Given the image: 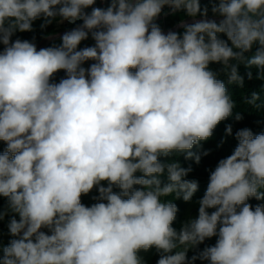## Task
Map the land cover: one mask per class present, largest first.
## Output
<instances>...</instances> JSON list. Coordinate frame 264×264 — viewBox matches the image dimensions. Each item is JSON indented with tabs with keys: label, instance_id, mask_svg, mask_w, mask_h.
I'll use <instances>...</instances> for the list:
<instances>
[{
	"label": "clouds",
	"instance_id": "9594fccd",
	"mask_svg": "<svg viewBox=\"0 0 264 264\" xmlns=\"http://www.w3.org/2000/svg\"><path fill=\"white\" fill-rule=\"evenodd\" d=\"M95 4L0 0V141L7 146L0 197L8 202L0 219L15 214L0 264H143L138 253L152 248L157 264H189L188 250L212 237L216 243L192 261L264 264V205L247 202L264 199V132H235L237 145L210 172L198 215L179 230L177 205L162 198L189 202L198 182L186 178L190 167L160 159L192 158L190 150L233 115L235 102L210 63L223 65L229 83L243 86L241 62L264 78V0H212L219 22L200 0ZM165 6L202 19L164 33L156 20ZM39 19L42 29L57 19L82 23L39 50L12 40ZM89 35L94 44L80 48ZM87 61L94 63L85 68ZM61 70L65 77L54 82ZM258 100L253 93L246 103L259 109ZM225 131L232 135V126ZM94 187L97 202L85 206L81 196Z\"/></svg>",
	"mask_w": 264,
	"mask_h": 264
},
{
	"label": "rangeland",
	"instance_id": "374dc122",
	"mask_svg": "<svg viewBox=\"0 0 264 264\" xmlns=\"http://www.w3.org/2000/svg\"><path fill=\"white\" fill-rule=\"evenodd\" d=\"M201 3V7H207L209 9L208 11V19H214L217 22H219L220 19H222V17L219 16H214L211 8H212V0H200ZM97 4L98 7H107L108 5V0H97ZM86 11L90 12L91 8L86 9ZM200 20L202 19L201 16L197 15L196 17H189L185 14V12H182L181 14H179L176 18L174 19H169V20H165L164 23H158L159 26L161 27L162 31L164 33H167L168 31H176V32H182L183 29L182 28H178V26L181 24V22H187V23H191L193 22V20ZM178 20V21H177ZM43 23L42 19L36 20L33 23V31L31 32H16L15 35L12 37V40L14 41L15 39L19 38L21 40H29V41H33L36 46L37 49L39 50L40 48H44V47H49L52 45H59L61 43L60 37L63 33L72 30L73 28L77 27L78 25H80L82 23V21H76L75 24L72 23H68L67 21L64 22H59L56 21L55 23H51L50 25H48L46 28H41V24ZM94 44V41L91 38V35H89V38L85 41L81 42V45L79 46L80 48H83L85 46H92ZM3 45L0 44V51L3 50ZM91 63H94V61H87L84 66H89ZM258 72V69H257ZM65 72L63 70L57 72L54 77H53V81L54 82H59L60 79L65 77ZM233 99V101L235 102V109H238L240 111H247L249 114H257V118L258 120L264 122V96L262 98H260L257 103L261 104L262 106L259 109L254 108L251 105H248L246 103L247 100L241 99L240 97L234 95L232 92L229 93ZM227 125H231L232 126V134L235 133L237 131V128L235 127V125L227 120L222 121L217 127L219 128V130H221L222 135L229 140V138L232 135H227L226 134V126ZM235 145H231L230 146V150L231 152H233L234 148L237 145V142H234ZM216 144L212 143L209 140L206 141H202L200 144L195 145L190 151L195 155H199L200 156V161L199 163H196L194 156L192 158L189 159V161L186 164H180L182 167L191 168V171L189 172L188 177L190 178H194L196 179H200V178H208L209 174L212 170H214V168L216 167L217 163L219 162V160L215 159L212 161V163H207V160H211L212 157L211 156H215L216 155ZM204 153H207L206 155ZM201 154V155H200ZM216 157V156H215ZM162 161H170V159L166 158V157H161L160 158ZM137 176L142 175L141 173H136ZM166 176V174H165ZM161 180L163 182H167V178H161ZM104 184V186H107L106 182H102ZM136 188H140V185H136L134 186ZM113 191L114 192H119L120 189L118 187L113 186ZM99 195L97 188H93V190L86 194V195H82L81 196V202L85 205V206H91L92 204L96 203L97 201L95 199H93V197H97ZM163 200H171L173 203H175L178 207V212L176 215V219L173 222V227L176 228L177 230L180 229V227L182 226V224L184 222H186L189 219L195 218L198 215V208H199V204L198 201L199 200H193V201H189V202H185L183 201V199H174L173 197L169 196V197H165L162 198ZM8 207V202L7 199L4 197H0V211H6ZM209 212L214 211V209H209ZM15 215L11 212H9L7 215L4 216L3 219H0V240L2 238L5 237H12L9 234V229H8V224L10 222V219L12 218V216ZM16 219L19 220V216L16 215ZM42 231L47 232V229H42ZM216 237H212L209 239H206L202 244V246H213L216 243ZM192 249V248H190ZM189 249V250H190ZM188 250V251H189ZM138 255L142 258L143 260V264H147L150 260H152L156 255H158L157 251L155 248L149 249L147 251L141 250ZM192 264V263H189ZM204 264H208L204 263Z\"/></svg>",
	"mask_w": 264,
	"mask_h": 264
},
{
	"label": "trees",
	"instance_id": "16d2710c",
	"mask_svg": "<svg viewBox=\"0 0 264 264\" xmlns=\"http://www.w3.org/2000/svg\"><path fill=\"white\" fill-rule=\"evenodd\" d=\"M94 7H98L97 4V0H96V4L94 5ZM183 11H179V12H175L173 14H171L167 19V20H171L176 18L179 14H181ZM57 20H54L52 23H55ZM178 21V20H177ZM220 39H224L225 41H227V36L226 34H218ZM229 45L231 46V42L228 41ZM257 46H254L253 50L251 52L245 53V57H251V55L254 53L255 48ZM232 63H236V61H233ZM85 68L89 67V66H84ZM209 68L213 71H216L219 74L218 78L221 79L224 83L225 86L228 90V92H232L234 95L240 97L241 99L244 100H249L251 99V96L253 93H256L259 95V99L262 98L264 96V78H258L259 77V72H257V68L255 66H251L248 67L246 66V63L241 62L238 64V72L239 74L244 78V82H243V86H240L236 83H229L228 82V77L227 75H225L222 71L223 65L220 63H215L212 62L209 64ZM251 72L252 73V78L249 79L247 73ZM236 113H239L242 117V119L240 120H236L235 116ZM227 121L231 122L232 125L234 124L235 127L237 128V130L239 129H243V128H249L252 130V132L254 134H258L260 132H264V122L258 120L257 118V114H249L247 111H240L238 109L233 110V115L228 117L226 119ZM210 141L212 143L216 144V157L215 156H211L212 159L211 160H207V163H212V161L215 159L216 160H220L223 158H226L227 156L231 155L232 152L229 149L231 145H235L234 142H237V140L235 139V133L232 134V136L228 139H226L222 133L221 130H219L218 127L215 128L213 135L209 138ZM208 139V140H209ZM6 144L3 141H0V153H2L3 151H5L6 149ZM201 155V154H200ZM163 157V156H162ZM186 157V153H179V154H174L170 157H166L170 160H175L178 161L180 164H186L190 158H185ZM161 178H167L165 175L162 176ZM187 179L189 180H195L194 178H190L188 177ZM208 178H200V179H196V181L198 182V190L196 191V193L193 195L192 200H199L200 198H202V196L204 195V192L206 191V187L208 184ZM249 204L252 205L253 209L255 208V206L257 205H264V199H260L257 200L256 198H249V200L247 201ZM14 237H5L2 238L0 240V246H7L8 243L10 242L11 239H13ZM205 248V246L202 245H198L192 249H190L187 252V257H188V261L189 263L192 264H204L207 263L208 261H202V260H195L192 261L191 258L195 255H198V253L200 251H202ZM3 255L2 252V247H0V256ZM159 259V254L156 255L152 260H150L147 264H157V261Z\"/></svg>",
	"mask_w": 264,
	"mask_h": 264
},
{
	"label": "built area",
	"instance_id": "2783aa9c",
	"mask_svg": "<svg viewBox=\"0 0 264 264\" xmlns=\"http://www.w3.org/2000/svg\"><path fill=\"white\" fill-rule=\"evenodd\" d=\"M173 14V12L167 7L165 6V8L162 10V13L160 14V16L157 18L156 23H164L165 20L171 15Z\"/></svg>",
	"mask_w": 264,
	"mask_h": 264
},
{
	"label": "water",
	"instance_id": "95a60500",
	"mask_svg": "<svg viewBox=\"0 0 264 264\" xmlns=\"http://www.w3.org/2000/svg\"><path fill=\"white\" fill-rule=\"evenodd\" d=\"M180 25H181V24H180ZM180 25L178 26V28H182Z\"/></svg>",
	"mask_w": 264,
	"mask_h": 264
}]
</instances>
